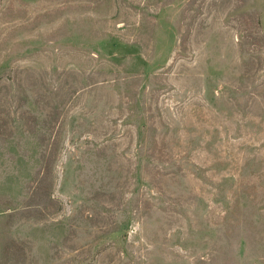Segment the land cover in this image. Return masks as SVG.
<instances>
[{"label": "rangeland", "instance_id": "rangeland-1", "mask_svg": "<svg viewBox=\"0 0 264 264\" xmlns=\"http://www.w3.org/2000/svg\"><path fill=\"white\" fill-rule=\"evenodd\" d=\"M0 264H264V0H0Z\"/></svg>", "mask_w": 264, "mask_h": 264}]
</instances>
